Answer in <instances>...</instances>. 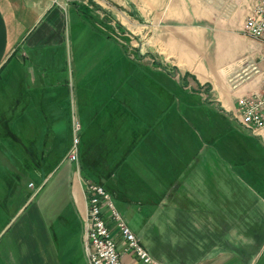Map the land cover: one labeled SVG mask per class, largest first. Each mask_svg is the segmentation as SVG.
Instances as JSON below:
<instances>
[{
  "label": "crops",
  "instance_id": "crops-1",
  "mask_svg": "<svg viewBox=\"0 0 264 264\" xmlns=\"http://www.w3.org/2000/svg\"><path fill=\"white\" fill-rule=\"evenodd\" d=\"M93 1L0 0V264H90L88 179L142 241L200 231L183 264H264V127L237 117L257 0Z\"/></svg>",
  "mask_w": 264,
  "mask_h": 264
},
{
  "label": "built area",
  "instance_id": "built-area-1",
  "mask_svg": "<svg viewBox=\"0 0 264 264\" xmlns=\"http://www.w3.org/2000/svg\"><path fill=\"white\" fill-rule=\"evenodd\" d=\"M244 32L264 41V0H257L244 22ZM238 120L253 134L264 127V85L260 91L238 99ZM79 125H76V130ZM79 136L75 135L68 158L79 160ZM87 214L85 247L90 264H124L118 243L132 250L144 264H167L153 256L131 229L106 187L86 180ZM120 238H117V235Z\"/></svg>",
  "mask_w": 264,
  "mask_h": 264
},
{
  "label": "rangeland",
  "instance_id": "rangeland-1",
  "mask_svg": "<svg viewBox=\"0 0 264 264\" xmlns=\"http://www.w3.org/2000/svg\"><path fill=\"white\" fill-rule=\"evenodd\" d=\"M129 2V13H134V0H128ZM94 8H100L97 3L93 0H89ZM109 9L107 8V15L109 14ZM226 139V138H225ZM174 216V215H173ZM180 215H176V218ZM141 217L136 215L134 219L131 220L130 226L131 229L135 230L138 228L136 224ZM143 220V218H142ZM141 220V222H142ZM192 223V220L190 221ZM164 225V224H163ZM179 223H176L172 230H169L166 224L167 229L162 228L160 235H152V231H148V234L144 236L143 241L141 242L146 246V248L150 251V253L156 254L161 260H166L168 264H183V260L186 258H190L189 253H186L187 250H191L192 245H190L189 241H194L198 238V231L195 230H180ZM189 227H191L189 225ZM175 229V230H174ZM135 232V231H134ZM136 233V232H135ZM137 234V233H136ZM138 235V234H137ZM118 248H121V243H118ZM154 256V255H153ZM2 264H6L3 262Z\"/></svg>",
  "mask_w": 264,
  "mask_h": 264
}]
</instances>
